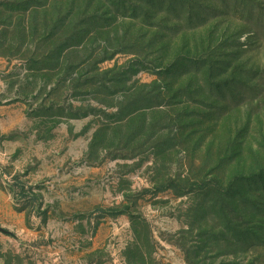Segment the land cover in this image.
I'll use <instances>...</instances> for the list:
<instances>
[{
    "label": "rangeland",
    "instance_id": "obj_1",
    "mask_svg": "<svg viewBox=\"0 0 264 264\" xmlns=\"http://www.w3.org/2000/svg\"><path fill=\"white\" fill-rule=\"evenodd\" d=\"M0 264H264V0H0Z\"/></svg>",
    "mask_w": 264,
    "mask_h": 264
}]
</instances>
